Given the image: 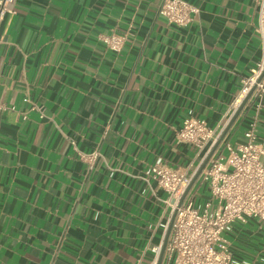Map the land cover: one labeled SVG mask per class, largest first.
<instances>
[{"label":"crops","instance_id":"0c3cea01","mask_svg":"<svg viewBox=\"0 0 264 264\" xmlns=\"http://www.w3.org/2000/svg\"><path fill=\"white\" fill-rule=\"evenodd\" d=\"M14 0L0 22V264H151L172 208L144 177L160 162L194 174L206 150L178 143L187 118L223 133L263 57L252 0ZM126 36L115 51L103 42ZM13 108V109H12ZM247 106L214 154L237 147ZM264 145V109L257 115ZM99 151L95 163L80 153ZM213 154V155H214ZM207 166V165H206ZM197 204L209 191L200 176ZM236 264H264V222L225 234Z\"/></svg>","mask_w":264,"mask_h":264},{"label":"built area","instance_id":"2783aa9c","mask_svg":"<svg viewBox=\"0 0 264 264\" xmlns=\"http://www.w3.org/2000/svg\"><path fill=\"white\" fill-rule=\"evenodd\" d=\"M252 1L258 8L257 31L264 48V0ZM12 2L14 0H0V22L11 11L8 6ZM195 13L198 9L185 0H163L159 8L160 16L179 26L192 22ZM102 40L110 49L118 51L124 46L126 36L114 33ZM252 90L245 108H254L255 118L244 133L245 141L237 147L226 143L228 154H214L200 175L201 183L209 191L204 203L198 205L195 194L190 191L179 205L196 172L190 174L157 162L144 177L148 183L156 181L168 194L167 203L172 214L175 213L162 264H236L226 232L234 223L246 222L248 218L264 222V145L258 141L257 134V115L264 109V53L251 75L243 80L234 104L235 112ZM7 109L0 102V117ZM221 134L210 128L205 120L187 118L177 132V140L198 150L208 149V154ZM80 155L93 164L101 154L94 151ZM161 248L153 249L151 264L158 263Z\"/></svg>","mask_w":264,"mask_h":264},{"label":"water","instance_id":"95a60500","mask_svg":"<svg viewBox=\"0 0 264 264\" xmlns=\"http://www.w3.org/2000/svg\"><path fill=\"white\" fill-rule=\"evenodd\" d=\"M253 90L247 95V97L243 100V102L241 103V105L239 106V108L236 110V112L234 113V115L232 116V118L230 119L227 127L225 128V130L223 131V133L221 134V136L219 137V139L217 140L216 144L213 146V148L210 150V152L208 153V155L206 156L203 164L201 165V167L199 168V170L195 173L190 185L188 186L187 190L185 191V193L183 194L179 205H181L184 201V199L186 198V196L188 195V193L190 192L192 186L194 185V183L197 181V179L199 178V176L201 175L203 169L206 167V165L209 163L211 157L213 156L214 152L216 151V149L218 148L219 144L223 141L224 137L226 136V134L228 133V131L230 130V128L232 127V125L236 122L237 118L240 116V114L242 113L243 109L245 108L251 94H252ZM175 219V213L173 214L170 224L168 226V230L161 248V253L158 259V263L157 264H162L163 261V256H164V252L166 249V245L168 243L169 237H170V233H171V229H172V224L173 221Z\"/></svg>","mask_w":264,"mask_h":264}]
</instances>
